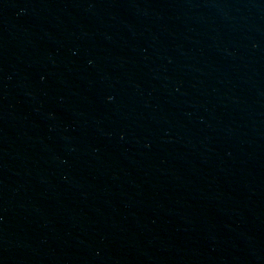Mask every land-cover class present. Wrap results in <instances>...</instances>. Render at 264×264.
Returning a JSON list of instances; mask_svg holds the SVG:
<instances>
[{
  "label": "water",
  "instance_id": "obj_1",
  "mask_svg": "<svg viewBox=\"0 0 264 264\" xmlns=\"http://www.w3.org/2000/svg\"><path fill=\"white\" fill-rule=\"evenodd\" d=\"M0 264H264V0H0Z\"/></svg>",
  "mask_w": 264,
  "mask_h": 264
}]
</instances>
